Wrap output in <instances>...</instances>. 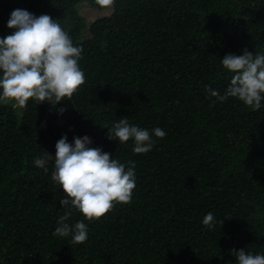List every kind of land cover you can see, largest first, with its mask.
<instances>
[{"label": "trees", "instance_id": "obj_1", "mask_svg": "<svg viewBox=\"0 0 264 264\" xmlns=\"http://www.w3.org/2000/svg\"><path fill=\"white\" fill-rule=\"evenodd\" d=\"M81 2L103 9L95 0H0V38L14 31L12 10L47 14L83 48L86 76L55 106L29 100L17 115L0 103V264H236L233 249L264 254V101L256 111L231 97L213 106L205 92L223 95L230 84L225 55L264 54V0H115L85 39ZM121 118L166 136L134 154L133 141L107 139ZM65 135L136 163L132 202L88 224L82 244L53 235L69 210L51 179ZM71 211L66 223L84 220Z\"/></svg>", "mask_w": 264, "mask_h": 264}, {"label": "clouds", "instance_id": "obj_2", "mask_svg": "<svg viewBox=\"0 0 264 264\" xmlns=\"http://www.w3.org/2000/svg\"><path fill=\"white\" fill-rule=\"evenodd\" d=\"M95 3L101 8L115 6V0H95ZM7 27L14 31L0 38V103L12 102L13 106L24 108L29 100L53 106L70 101L86 81L80 67L83 48L75 46L69 32L47 14L36 16L15 9L10 13ZM221 63L232 75L223 95L210 86L205 87V92L215 98L213 106L216 101L223 103L231 97L253 111L259 110L264 101V54L244 49L241 55H225ZM165 136L160 127L149 131L130 125L127 118L119 119L107 132V139L120 144L133 141V153L137 155L152 150L153 137ZM91 144L88 136L74 137V145L70 144L65 135L55 145L51 179L66 194L59 202L69 210L60 216L53 235L70 237L72 244L86 242L88 224L100 220L117 204H130L136 188L135 161L121 163L101 148L90 147ZM34 163L48 172L46 159L38 158ZM72 209L84 220L74 225L66 223ZM216 222L212 212L202 219L209 230ZM232 254L236 264H264V254H246L243 249H233Z\"/></svg>", "mask_w": 264, "mask_h": 264}, {"label": "rangeland", "instance_id": "obj_3", "mask_svg": "<svg viewBox=\"0 0 264 264\" xmlns=\"http://www.w3.org/2000/svg\"><path fill=\"white\" fill-rule=\"evenodd\" d=\"M111 14L110 8H103L101 10L95 9L91 7L87 2H81L75 7V16L78 17L82 24H84V28L81 31L80 37L85 39L88 37V27L91 23H93L96 19L102 16H109ZM13 105V104H12ZM17 115L23 111L24 108H20L18 106H13Z\"/></svg>", "mask_w": 264, "mask_h": 264}]
</instances>
